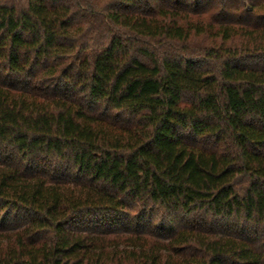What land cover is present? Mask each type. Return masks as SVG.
I'll return each mask as SVG.
<instances>
[{"label":"trees","instance_id":"1","mask_svg":"<svg viewBox=\"0 0 264 264\" xmlns=\"http://www.w3.org/2000/svg\"><path fill=\"white\" fill-rule=\"evenodd\" d=\"M0 264H264V0H0Z\"/></svg>","mask_w":264,"mask_h":264}]
</instances>
